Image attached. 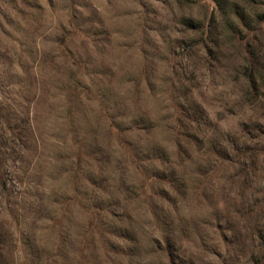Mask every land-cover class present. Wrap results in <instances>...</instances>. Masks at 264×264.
Here are the masks:
<instances>
[{
	"label": "rangeland",
	"instance_id": "rangeland-1",
	"mask_svg": "<svg viewBox=\"0 0 264 264\" xmlns=\"http://www.w3.org/2000/svg\"><path fill=\"white\" fill-rule=\"evenodd\" d=\"M0 264H264V0H0Z\"/></svg>",
	"mask_w": 264,
	"mask_h": 264
}]
</instances>
